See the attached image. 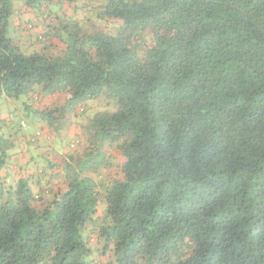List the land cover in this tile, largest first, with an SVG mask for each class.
Here are the masks:
<instances>
[{"label": "trees", "instance_id": "obj_1", "mask_svg": "<svg viewBox=\"0 0 264 264\" xmlns=\"http://www.w3.org/2000/svg\"><path fill=\"white\" fill-rule=\"evenodd\" d=\"M12 14L0 264H264V0H24L17 37Z\"/></svg>", "mask_w": 264, "mask_h": 264}, {"label": "rangeland", "instance_id": "obj_2", "mask_svg": "<svg viewBox=\"0 0 264 264\" xmlns=\"http://www.w3.org/2000/svg\"><path fill=\"white\" fill-rule=\"evenodd\" d=\"M24 5V0H11V6H12V9H13V14H12V17L10 19V23L12 22V26L10 28V31L13 32L12 35L10 34V36H16L19 34V30H17V28L15 27L16 24H18V15H19V12L21 11V8L23 7ZM53 4H51L50 6H52ZM28 28V27H27ZM28 30V29H27ZM32 30H29V33L25 35L28 36L31 33ZM37 32L33 33L34 35L36 34ZM24 38V37H22ZM27 38V37H26ZM22 46V45H21ZM47 102V101H46ZM47 104H49V102H47ZM28 105H30L32 108H38V107H42L41 104L39 105L38 103L37 104H34V103H31L28 102ZM0 106L2 108H0V115H3L4 113H7L8 112V109L6 106H2L1 103H0ZM103 106V98L101 99H94V100H87L84 102V104L81 106L82 109L84 110V112L86 113L84 116L78 118V121L81 122V121H85L86 120V117H88L89 115H92L94 112L96 111H100L102 110ZM13 108V106H12ZM5 110V111H4ZM25 111H24V107L22 106L18 111H17V115L14 117V118H11L10 120L11 121H14L15 123H17L19 120L23 121L24 122V125H26V127L22 128L19 132H17V136L21 137L23 135V133H31L33 131V127L35 123H38L39 121L38 120H35L36 118H34V116L30 114H27L25 115L24 114ZM26 121V122H25ZM5 127L1 128V125H0V130L3 131ZM38 129V128H37ZM36 130V129H35ZM34 130V131H35ZM61 137L64 138L66 136V132H61ZM16 134L14 133L13 134V138L14 140L17 138ZM37 140L39 141H43L42 143V150H40V154H49L51 152V148L52 146L54 147V145H56L55 141L53 139H49L47 141V139L45 138V136H39V138H37ZM50 151V152H49ZM44 152V153H43ZM60 154V153H59Z\"/></svg>", "mask_w": 264, "mask_h": 264}, {"label": "built area", "instance_id": "obj_3", "mask_svg": "<svg viewBox=\"0 0 264 264\" xmlns=\"http://www.w3.org/2000/svg\"><path fill=\"white\" fill-rule=\"evenodd\" d=\"M36 136H37V137H39V136H40L39 132H36Z\"/></svg>", "mask_w": 264, "mask_h": 264}]
</instances>
